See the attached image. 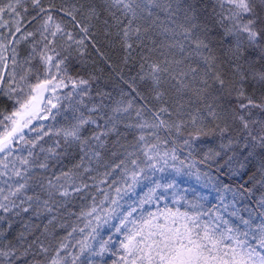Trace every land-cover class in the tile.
<instances>
[{
  "label": "snow or ice",
  "instance_id": "obj_1",
  "mask_svg": "<svg viewBox=\"0 0 264 264\" xmlns=\"http://www.w3.org/2000/svg\"><path fill=\"white\" fill-rule=\"evenodd\" d=\"M213 3L0 5V264H264V0ZM102 17L140 49L119 98L88 71Z\"/></svg>",
  "mask_w": 264,
  "mask_h": 264
},
{
  "label": "trees",
  "instance_id": "obj_2",
  "mask_svg": "<svg viewBox=\"0 0 264 264\" xmlns=\"http://www.w3.org/2000/svg\"><path fill=\"white\" fill-rule=\"evenodd\" d=\"M48 0H45V6H47ZM57 6H60L61 4L65 3V0H54ZM69 3H74L76 0H68ZM80 3L86 4L87 0H79ZM7 3V0H0V5H4ZM202 3L206 5L208 12L211 13L212 9L215 7L213 0H202ZM29 8V13H32V9L30 4L27 5ZM67 6V5H66ZM107 15V14H105ZM78 19H82V17L78 16ZM13 18L5 14L4 20L6 22H10ZM58 20H60L59 17H57ZM104 17L101 18V22L93 21L92 23L96 26L94 28V31L97 32V42L100 47V52L103 54L104 59H101L100 55L97 54V52L89 46L87 49L88 51V71L93 72L96 76L100 78V83L102 86H104L106 91H110L113 94L114 98H119V93L121 89H124V91H128V84L124 83V81H132L133 77L137 76V73L140 70V49L136 48V50L132 53L131 58L128 60L127 63H125V52L121 48L120 44L115 42L114 40L112 42H109L108 40H105L101 34L100 30L102 28V20ZM60 22L67 28V30L72 31L73 27L71 23L68 21L67 18H64L60 20ZM34 27V24H28L27 18L25 19L24 23L21 24V33H19L16 36L17 43L14 44V47L18 48V51L20 52L21 57L25 56L28 51V41H25L21 39V36L25 31H31ZM0 33H2L4 36H8V28H0ZM113 35H115V28H113ZM10 39V38H9ZM219 39V29H217V40ZM8 42V41H6ZM135 47V46H134ZM107 61V62H106ZM111 65V67H109ZM147 66L145 65V68ZM11 68V64L9 62V69ZM123 77V79H121ZM142 94L147 95V89L143 82H141L139 79H136L135 85H134ZM55 102V101H54ZM13 110V105L10 100H8L4 96H0V118H2L4 115L9 114ZM55 111V110H53ZM58 120L61 118L58 117ZM35 123V122H34ZM39 123H43L45 125L49 124V120L40 121ZM35 135V134H32ZM47 140V137L45 138ZM207 142L205 143V146L208 145ZM246 178V177H245ZM194 183V182H193ZM261 195V192L254 191V196L252 199V202L249 204L250 207L255 208V200H258ZM211 199V198H210ZM90 201H84L82 202L85 206ZM214 202V201H213ZM245 203H249L248 201H245ZM80 210V206L78 205L73 211L78 212ZM255 215V213H253ZM245 216H247V213H245ZM75 222V217H72L69 219V223ZM70 230V229H69ZM64 233L61 232V235ZM107 235V233H105ZM112 257H105L106 264H111Z\"/></svg>",
  "mask_w": 264,
  "mask_h": 264
}]
</instances>
